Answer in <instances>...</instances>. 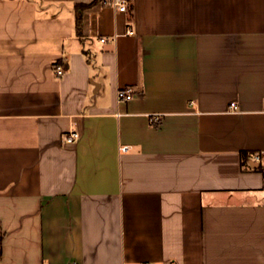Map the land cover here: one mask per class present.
<instances>
[{"label": "crops", "instance_id": "obj_1", "mask_svg": "<svg viewBox=\"0 0 264 264\" xmlns=\"http://www.w3.org/2000/svg\"><path fill=\"white\" fill-rule=\"evenodd\" d=\"M93 1L0 0V264H264V0Z\"/></svg>", "mask_w": 264, "mask_h": 264}, {"label": "built area", "instance_id": "obj_2", "mask_svg": "<svg viewBox=\"0 0 264 264\" xmlns=\"http://www.w3.org/2000/svg\"><path fill=\"white\" fill-rule=\"evenodd\" d=\"M101 2L111 5L114 9H116L117 11H120V12H125V11H127V8H128V1L127 0H101ZM127 33L128 34H132L133 31L131 29H129L127 31ZM101 41H104V39H101ZM52 69H53L54 74L57 77L61 76L63 74V71H64L63 70V66L60 65V64H54L52 66ZM132 96H133V90H132V87H130V86H126V87L120 88L116 92V99L118 101H120V102L129 101L132 98ZM229 107L232 108V109H235V104L231 103ZM152 121H155V122L158 121V117L153 118ZM76 138H78V133L76 131H70L66 135L65 140L67 142H72ZM127 149H128L127 146L120 147L121 151H126ZM263 156H264V151L255 152V153H252L250 158L253 161L259 163ZM262 171L264 172V168H262Z\"/></svg>", "mask_w": 264, "mask_h": 264}, {"label": "trees", "instance_id": "obj_3", "mask_svg": "<svg viewBox=\"0 0 264 264\" xmlns=\"http://www.w3.org/2000/svg\"><path fill=\"white\" fill-rule=\"evenodd\" d=\"M100 0H94L93 2L91 3H87V4H84V3H79V4H75L74 6V10H75V27H76V32H79L80 30V26H81V12L92 6L93 4H95L96 2H99ZM128 1V12H129V18L132 17V3H131V0H127ZM57 64V63H55ZM252 153H249V152H241L240 153V164H241V168L242 169H252L250 167V164H249V158L251 157ZM256 169L258 170H262V167L259 166L257 167ZM263 175H264V172H263Z\"/></svg>", "mask_w": 264, "mask_h": 264}]
</instances>
